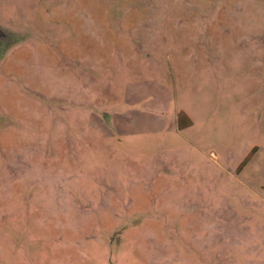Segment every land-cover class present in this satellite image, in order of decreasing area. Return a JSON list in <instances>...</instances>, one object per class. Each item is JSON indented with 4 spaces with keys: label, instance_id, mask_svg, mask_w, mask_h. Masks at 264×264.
I'll list each match as a JSON object with an SVG mask.
<instances>
[{
    "label": "rangeland",
    "instance_id": "rangeland-1",
    "mask_svg": "<svg viewBox=\"0 0 264 264\" xmlns=\"http://www.w3.org/2000/svg\"><path fill=\"white\" fill-rule=\"evenodd\" d=\"M0 25V264H264V0H0Z\"/></svg>",
    "mask_w": 264,
    "mask_h": 264
},
{
    "label": "trees",
    "instance_id": "trees-1",
    "mask_svg": "<svg viewBox=\"0 0 264 264\" xmlns=\"http://www.w3.org/2000/svg\"><path fill=\"white\" fill-rule=\"evenodd\" d=\"M178 124H179V128L180 129H185L187 127H190L193 124L192 119L187 115L186 112L184 111H180L178 114ZM255 150H253L248 156L247 158L243 161V163L241 164L240 168H242L243 166H245L247 164V162L251 159L253 153Z\"/></svg>",
    "mask_w": 264,
    "mask_h": 264
},
{
    "label": "crops",
    "instance_id": "crops-1",
    "mask_svg": "<svg viewBox=\"0 0 264 264\" xmlns=\"http://www.w3.org/2000/svg\"><path fill=\"white\" fill-rule=\"evenodd\" d=\"M111 47L117 46L118 48H121L124 50V53H131L132 51L136 53V55H140L139 51H137V44L135 41L128 40L126 38L124 39H117V41L114 43H110ZM204 53V51H203Z\"/></svg>",
    "mask_w": 264,
    "mask_h": 264
},
{
    "label": "water",
    "instance_id": "water-1",
    "mask_svg": "<svg viewBox=\"0 0 264 264\" xmlns=\"http://www.w3.org/2000/svg\"><path fill=\"white\" fill-rule=\"evenodd\" d=\"M11 38V32L0 25V47L9 46V43L12 42Z\"/></svg>",
    "mask_w": 264,
    "mask_h": 264
}]
</instances>
